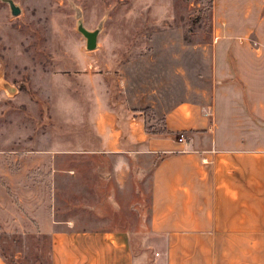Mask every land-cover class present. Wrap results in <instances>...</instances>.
I'll use <instances>...</instances> for the list:
<instances>
[{
	"label": "crops",
	"instance_id": "obj_1",
	"mask_svg": "<svg viewBox=\"0 0 264 264\" xmlns=\"http://www.w3.org/2000/svg\"><path fill=\"white\" fill-rule=\"evenodd\" d=\"M211 18L207 87L189 90L184 79L183 95L159 109L157 94L143 84H123L117 100L107 93L101 109L97 94L93 137L72 151L101 158L98 177L112 188L105 194L112 211L121 196L146 192L150 239L137 246L127 230L80 228L58 202L40 206L37 217L27 209L49 238L51 264H264V0H211ZM146 107L165 131L147 128ZM15 146L0 150L3 232L23 227L10 193L34 159L51 167L43 173L53 194L61 193L52 182L59 174L76 178L53 167L68 151L42 150L41 157ZM0 264H9L1 250Z\"/></svg>",
	"mask_w": 264,
	"mask_h": 264
},
{
	"label": "rangeland",
	"instance_id": "obj_2",
	"mask_svg": "<svg viewBox=\"0 0 264 264\" xmlns=\"http://www.w3.org/2000/svg\"><path fill=\"white\" fill-rule=\"evenodd\" d=\"M13 1L21 10L17 15L0 0V82L17 88L9 94L0 85V150L16 144L17 150L33 149L29 155L41 157L46 155L42 150L68 151L58 153L64 157L53 167L74 170L76 178L64 179L61 173L52 180L61 188L58 195L44 178L51 167L43 159L29 163L25 178L17 174L10 198L15 200V222L23 227L0 231V250L10 264H51L49 238L28 214L37 217L40 206L56 207V202L68 208L67 215L75 217L80 228L106 224L130 231L137 246L146 243V192L117 198L123 204L112 211L105 201L112 188L98 177L104 166L101 158L72 151L84 147L81 139L93 137L88 122L95 108L104 107L107 93L119 99L123 84L153 89L158 109L183 95L184 79L190 81L189 90L207 87V50L213 38L210 0ZM79 19L89 30L100 27L93 50L85 48L77 31ZM153 110H141L146 125L161 129ZM58 217L64 216L58 212ZM3 219L11 224L14 217L4 213Z\"/></svg>",
	"mask_w": 264,
	"mask_h": 264
},
{
	"label": "water",
	"instance_id": "obj_3",
	"mask_svg": "<svg viewBox=\"0 0 264 264\" xmlns=\"http://www.w3.org/2000/svg\"><path fill=\"white\" fill-rule=\"evenodd\" d=\"M9 6L10 13L12 15H17L20 13V8L15 4L13 0H3ZM77 31L84 37L85 39V48L87 50H93L97 46V38L100 33V27L95 28L94 30L87 29L82 21L79 19L77 21ZM0 85L6 90L9 94H14L17 91V88L13 85L8 84L7 82H0Z\"/></svg>",
	"mask_w": 264,
	"mask_h": 264
},
{
	"label": "trees",
	"instance_id": "obj_4",
	"mask_svg": "<svg viewBox=\"0 0 264 264\" xmlns=\"http://www.w3.org/2000/svg\"><path fill=\"white\" fill-rule=\"evenodd\" d=\"M210 9H211V0H210ZM148 128V127H147ZM154 131H156V130H154ZM153 131V132H154ZM157 131H159V132H162V131H165V129H158ZM5 258L7 259V257L5 256ZM7 262L9 263V260H7ZM10 264V263H9Z\"/></svg>",
	"mask_w": 264,
	"mask_h": 264
},
{
	"label": "built area",
	"instance_id": "obj_5",
	"mask_svg": "<svg viewBox=\"0 0 264 264\" xmlns=\"http://www.w3.org/2000/svg\"><path fill=\"white\" fill-rule=\"evenodd\" d=\"M178 140H179V141H182V140H183V138H182V135H181V134L179 135V137H178Z\"/></svg>",
	"mask_w": 264,
	"mask_h": 264
}]
</instances>
